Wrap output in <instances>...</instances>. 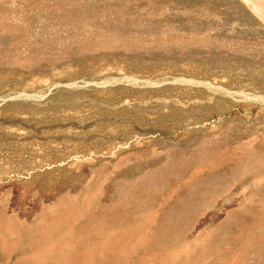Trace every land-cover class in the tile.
<instances>
[{
  "label": "rangeland",
  "instance_id": "rangeland-1",
  "mask_svg": "<svg viewBox=\"0 0 264 264\" xmlns=\"http://www.w3.org/2000/svg\"><path fill=\"white\" fill-rule=\"evenodd\" d=\"M241 94L264 96L241 0H0V264H264Z\"/></svg>",
  "mask_w": 264,
  "mask_h": 264
},
{
  "label": "bare ground",
  "instance_id": "bare-ground-1",
  "mask_svg": "<svg viewBox=\"0 0 264 264\" xmlns=\"http://www.w3.org/2000/svg\"><path fill=\"white\" fill-rule=\"evenodd\" d=\"M245 6L247 8H249L251 10V12H253V14L261 21L264 23V0H241ZM180 83H189V84H199V83H195L192 81H187V80H177ZM106 83V82H105ZM202 85H204L205 87H207L208 89L212 90V91H220L219 88L213 87L210 84H206V83H201ZM238 94V93H237ZM240 95V94H239ZM241 97L244 100H249V101H256V102H262L264 103V96H245L241 94Z\"/></svg>",
  "mask_w": 264,
  "mask_h": 264
}]
</instances>
